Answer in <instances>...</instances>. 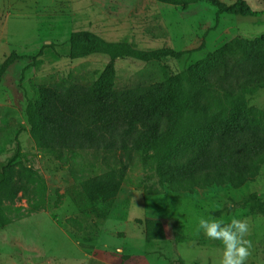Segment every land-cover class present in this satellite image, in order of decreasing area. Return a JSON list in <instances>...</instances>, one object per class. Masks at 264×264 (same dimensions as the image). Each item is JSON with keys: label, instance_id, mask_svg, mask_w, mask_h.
Segmentation results:
<instances>
[{"label": "rangeland", "instance_id": "374dc122", "mask_svg": "<svg viewBox=\"0 0 264 264\" xmlns=\"http://www.w3.org/2000/svg\"><path fill=\"white\" fill-rule=\"evenodd\" d=\"M246 1L264 11V0ZM77 30L141 50H192L179 59H117L115 81L124 88L162 82L233 38L251 40L264 34V13H217L206 0L191 2L187 9L156 0H0V62L13 50L24 56L41 50L33 62L27 57L16 60L0 81V167L19 148L18 166L33 167L44 184L38 202L23 199L16 203L20 211H8L11 222L0 228V264H218L221 245L197 234L198 216L225 222L233 216L247 219V238L254 245L247 264H264V162L237 187L212 184L178 192L159 175V161L193 140L200 120L137 156L117 196L98 203L95 213L84 214L76 207L70 189L105 170L104 162L113 161L112 155L86 151L62 162L40 151L29 133L25 106L27 99L39 100L42 84L89 85L97 79L106 55H67V37ZM221 113L230 116V110ZM243 114L264 117V88L247 96ZM153 219L160 221L165 236L148 243L145 223Z\"/></svg>", "mask_w": 264, "mask_h": 264}, {"label": "trees", "instance_id": "16d2710c", "mask_svg": "<svg viewBox=\"0 0 264 264\" xmlns=\"http://www.w3.org/2000/svg\"><path fill=\"white\" fill-rule=\"evenodd\" d=\"M156 1L187 9L191 2L204 0ZM206 1L217 13H264L252 9L246 0ZM67 44L70 59L99 53L108 61L89 85H40V98L27 99L25 116L36 147L59 161L86 151L112 155L113 161L104 162L105 170L85 177L68 192L82 213H95L98 203L117 196L137 156L154 149L174 130L177 136L190 129L196 120L201 121L198 135L158 163L159 175L171 189L185 192L212 184L237 187L257 173L264 162V117L247 118L243 112L247 96L264 88V34L251 40L233 38L162 82L124 88H118L115 81L117 59H179L192 50H141L131 43L108 41L82 30L70 32ZM202 46L203 41L197 48ZM40 53L24 56L13 50L5 55L0 62V81L16 60L27 57L33 62ZM223 110H230L228 118ZM20 155L18 148L0 167V228L11 222L10 209H22L16 203L23 199L36 203L44 191L37 170L18 166ZM145 236L148 243L164 238L160 221L147 220Z\"/></svg>", "mask_w": 264, "mask_h": 264}, {"label": "clouds", "instance_id": "9594fccd", "mask_svg": "<svg viewBox=\"0 0 264 264\" xmlns=\"http://www.w3.org/2000/svg\"><path fill=\"white\" fill-rule=\"evenodd\" d=\"M196 232L221 245L218 264H247L252 255L253 242L248 239L250 226L247 219L235 216L225 222L223 218L198 216Z\"/></svg>", "mask_w": 264, "mask_h": 264}]
</instances>
